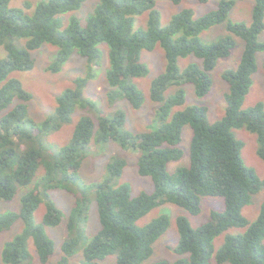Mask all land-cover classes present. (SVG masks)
<instances>
[{"label":"trees","instance_id":"1","mask_svg":"<svg viewBox=\"0 0 264 264\" xmlns=\"http://www.w3.org/2000/svg\"><path fill=\"white\" fill-rule=\"evenodd\" d=\"M10 1L0 0V46L6 50V57L0 59V200H11L20 190L23 192L19 210L0 213V231L10 229L18 219H22L23 228L3 243L0 264H34L29 239L37 264H48L55 243L45 227L58 225L63 216L50 195L56 188L73 194L74 199L55 264H69L79 251L82 264H94L108 255H115L116 264H143L153 254V244L169 226L170 217L161 213L142 225L137 220L153 208L170 203L198 214L202 196L221 197L224 209H212L209 219L196 227L185 215H177L179 238L171 249L178 257L172 262L160 259L151 264H211L212 256L218 264H264V199L254 220L242 214V208L251 202L264 180L244 164L240 156L242 142L232 132L239 127L253 132L257 154L264 161V104L258 101L241 108L257 69L256 53L264 50V41L259 39L264 30V0H254L249 24L228 18L235 0H219L214 9L197 17L192 9L184 8L173 14L165 26L160 23L155 0H99L84 23L74 15L66 23L62 18L84 0H41L35 4L24 1L22 7H11ZM144 11L146 27L135 29V16ZM220 23L225 24L227 34L211 42L200 40L203 30ZM235 37L243 41V50L236 66L222 74L227 82L223 115L209 122L208 107L195 104L171 112L173 106L184 105L185 84L193 85L197 97L208 93L212 85L209 72L219 58L230 55ZM15 39H22L23 45ZM43 43L56 46L47 67L51 71L58 72L73 53L85 58L89 65L85 76L76 77L71 87L57 95L54 111L35 124L28 119L31 93L8 74L31 69V52ZM101 43L107 46L105 78L109 98L127 100L134 108L144 101L142 92L131 81L147 73L140 60L141 50L153 49L156 44L162 47L165 68L150 85L151 99L160 103L154 129L136 133L123 129V110L106 114L95 101L84 97V86L93 76L91 64L103 54ZM191 54L200 63L190 62L181 70L177 59ZM171 85L178 88L166 99L164 92ZM77 106L97 114L81 116L65 144L44 141ZM185 125L192 131L189 163L169 172L167 164L183 155L180 143ZM108 141L137 153L139 174L151 178L150 192L132 195L128 184L112 183L126 164L118 156L107 162L102 179L85 181L80 177L87 146ZM91 201L96 205L99 227L87 236ZM40 203L45 210L38 223L34 211ZM231 227L245 229L226 234L214 252V238Z\"/></svg>","mask_w":264,"mask_h":264},{"label":"rangeland","instance_id":"2","mask_svg":"<svg viewBox=\"0 0 264 264\" xmlns=\"http://www.w3.org/2000/svg\"><path fill=\"white\" fill-rule=\"evenodd\" d=\"M24 1H29L35 4L41 0H11L9 5L22 7ZM99 0H84L80 7L62 14L63 21L66 23L70 15L76 16L82 23L85 22L87 16L93 12ZM156 8L160 13V23L165 26L170 21L173 14L184 8H190L194 12V16H200L209 10L214 9L219 0H208L206 2H199L198 0H181L174 3L172 0H155ZM254 0H235V3L228 14V18L232 21L245 22L247 24L251 21L252 6ZM30 11V10H29ZM147 24V11H144L135 16L134 28H144ZM227 34L225 24H216L208 29L203 30L199 38L203 42L215 41L218 38ZM259 39L264 41V30L259 34ZM18 45H23L22 39L14 40ZM103 54L92 63V77L86 82L83 93L84 97L95 101L99 110L106 114H112L114 111L123 110L126 116L123 129L129 130L133 133L152 130L157 126V109L160 103L154 102L150 97V85L152 80L164 70L165 56L162 47L156 44L153 49H142L140 60L146 65L147 73L140 77H133L131 81L140 89L144 96L143 104L134 108L124 99L111 100L107 94L109 86L106 82L105 71L107 68V46L104 43L99 44ZM243 50V41L239 37H235V46L230 55L225 58H219L215 67L209 72L212 80V85L207 94L202 97H197L194 93L192 84H185V103L182 106H173L172 111L183 108L186 105H204L208 107L207 118L209 122H214L219 119L225 108L224 93L227 91V82L223 79L222 74L226 69L234 68L240 59ZM56 46L50 43H43L39 48L31 52L34 59V65L28 70H14L8 74V77H14L21 81L23 87L31 93V99L27 102L28 119L35 124L40 122L50 113L54 111L56 106L57 95L67 87L73 85V80L79 76H85L88 71V62L85 58L73 53L62 65L58 72L49 70L47 67L54 58ZM6 57V50L0 46V59ZM257 65L256 71L252 74V83L249 91L245 95L241 108H247L261 101L264 104V50L258 51L255 56ZM197 62L200 60L192 54L179 57L177 64L183 70L188 63ZM178 86L171 85L165 92L164 97L167 99L173 95ZM95 115L97 112L84 110L76 107L70 114L69 119L64 121L60 127L51 131L44 137V141L52 145H62L70 140L71 133L76 122L83 115ZM95 117V116H94ZM28 126L29 123H28ZM234 136L242 142L240 156L244 164L252 168L260 180H264V161L257 154V138L256 135L245 129L244 127L233 128ZM191 128L185 125L182 129V141L180 146L183 155L176 160H172L167 164V170L173 172L178 166H185L189 163ZM118 156L125 159L124 165L119 176L112 179V183L120 184L126 183L131 188V194L136 195L141 191L150 192L153 189V184L150 176L139 174L137 167V153L131 149L122 148L116 141H108L103 143L91 142L85 150V157L82 160L79 169L80 177L85 181H98L106 174V164L113 157ZM41 169V168H40ZM40 173V170H39ZM38 174V172H37ZM22 190L11 200H0V213L19 210L20 196ZM51 198L55 204L62 210L63 216L61 222L56 226H46L45 231L47 235L53 239L55 243V252L50 258L48 264H55L60 256V246L66 237V222L67 216L74 199L73 194L63 189H53L50 191ZM264 199V185L256 192L248 205L242 208V214L250 221L254 220L259 212L260 204ZM212 209L223 210L224 202L218 196H202L201 197V211L198 214H191L185 209L174 204H164L155 207L147 214L137 220L139 225H142L153 217L166 213L170 217V223L165 232L153 244V254L143 264H151L156 260H166L172 262L178 255L171 249L178 242V232L176 229L175 218L182 214L187 217L192 227L209 219V214ZM45 207L40 203L38 208L34 211V219L36 222H41V216L44 213ZM97 210L94 201H91L88 213V221L85 226L87 236H91L99 227ZM23 228L22 219L14 222L8 230L0 231V252L3 243L11 239L15 234L19 233ZM245 228L231 227L221 232L214 238V252L222 245L226 234H236L243 232ZM264 244V239H263ZM28 248L36 261V252L32 245L31 239L28 241ZM81 251L70 258L69 264H82ZM115 255H108L102 260L96 261L94 264H116ZM1 261V258H0ZM211 264H218L214 257L211 258Z\"/></svg>","mask_w":264,"mask_h":264}]
</instances>
